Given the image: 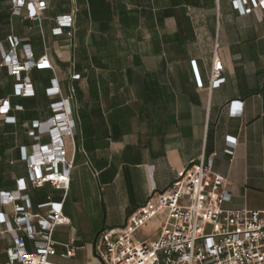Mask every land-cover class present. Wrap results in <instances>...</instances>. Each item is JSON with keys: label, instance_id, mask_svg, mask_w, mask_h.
Masks as SVG:
<instances>
[{"label": "crops", "instance_id": "crops-1", "mask_svg": "<svg viewBox=\"0 0 264 264\" xmlns=\"http://www.w3.org/2000/svg\"><path fill=\"white\" fill-rule=\"evenodd\" d=\"M97 2L102 13L92 18L88 0H63L61 6L49 0L39 27L13 16L10 0H0V61L9 35L28 44L35 59L46 54L63 97L74 88L75 120L63 199V191L48 183L33 187L22 158L32 153L30 123L51 116L45 89L54 75L31 69L34 95L20 97L14 76L0 68V99L9 100L8 114L15 117V123L0 119V190L14 191L23 179L32 214H45L37 205L47 198L63 199L70 224L57 226L53 238L71 242L74 257L85 248L82 264L99 263L94 241L82 244L77 215L97 221L96 235L123 226L153 190L168 187L178 170L201 156H212V170L227 178L225 207L264 210V9L254 0ZM71 13L73 39L54 34L55 18ZM213 57L223 69L210 84ZM47 141L43 135L40 143ZM1 210L9 214L12 206ZM149 222L159 228V219ZM7 227L0 223V264L12 237Z\"/></svg>", "mask_w": 264, "mask_h": 264}, {"label": "built area", "instance_id": "built-area-1", "mask_svg": "<svg viewBox=\"0 0 264 264\" xmlns=\"http://www.w3.org/2000/svg\"><path fill=\"white\" fill-rule=\"evenodd\" d=\"M254 3L264 9V0ZM237 5L243 13L249 11L242 2ZM48 7L49 0H10L13 16L39 27ZM55 22L54 34L73 39L74 13L58 16ZM7 41L9 50L3 52L0 68L6 67L14 76L16 96L34 95L28 77L31 69L50 70L54 75L45 89L52 99L51 116L44 122L30 123L27 134L33 140L32 153H24L22 158L33 187L48 183L62 190L64 199L75 148V120L70 105L74 88L70 86V95L63 97L48 56L35 59L29 45L21 44L14 35H9ZM222 69L221 61L213 57L210 84L221 76ZM71 78L78 79L79 75ZM10 110L9 100L0 99V119L5 123H15V117L8 114ZM43 135L48 141L40 143ZM227 152L232 154L231 150ZM24 190L23 179L17 180L14 191L0 190V223H6L12 233L4 264H58L55 257H74L76 247L71 242L53 238L57 226L70 224L63 215V199L54 202L47 198L37 205L46 209L45 214H32ZM229 199L227 178L212 170V156H201L178 170L168 187L153 190L144 206L132 213L123 226L100 230L94 238V255L99 264H264V210L225 207ZM6 205L12 206L9 214L1 210ZM162 212L163 218H157ZM153 218L160 221L155 239L138 240L136 231Z\"/></svg>", "mask_w": 264, "mask_h": 264}, {"label": "rangeland", "instance_id": "rangeland-1", "mask_svg": "<svg viewBox=\"0 0 264 264\" xmlns=\"http://www.w3.org/2000/svg\"><path fill=\"white\" fill-rule=\"evenodd\" d=\"M58 4L61 6L63 4V0H57ZM164 216V212L160 213L157 218L162 219ZM77 219L79 222V226L84 233L82 244L92 243L94 241L96 230H92V225L97 224V221H93L91 219H86L83 215H77ZM158 232V225L156 222H148L144 226H142L139 230L136 231L135 236L138 240L142 241L145 239H155ZM61 240H65V236L60 238ZM85 248L77 251V256L72 259L60 260L62 263L67 264H82L85 259ZM2 259V257H1Z\"/></svg>", "mask_w": 264, "mask_h": 264}, {"label": "trees", "instance_id": "trees-1", "mask_svg": "<svg viewBox=\"0 0 264 264\" xmlns=\"http://www.w3.org/2000/svg\"><path fill=\"white\" fill-rule=\"evenodd\" d=\"M88 1H89V4H90V11H91L90 14H91V17L92 18H97L98 17V14L99 13L100 14L102 13V11H101L102 9H100L99 6H97L98 2L95 3V1H97V0H88ZM102 229L103 228H101L100 230H102Z\"/></svg>", "mask_w": 264, "mask_h": 264}]
</instances>
